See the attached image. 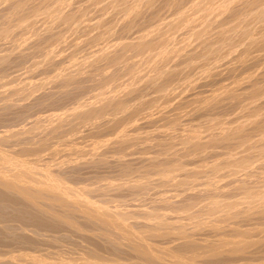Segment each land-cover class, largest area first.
<instances>
[{
  "label": "rangeland",
  "instance_id": "1",
  "mask_svg": "<svg viewBox=\"0 0 264 264\" xmlns=\"http://www.w3.org/2000/svg\"><path fill=\"white\" fill-rule=\"evenodd\" d=\"M139 1L0 0V157L2 161L7 157L3 163L0 158V175L7 179L21 175L20 180H25L22 185L33 188L39 183L36 187L42 190L47 189L46 185L50 189L57 181L54 184L61 188L67 186L65 191L60 189L63 198L68 196L64 202L71 206L68 210L63 207L67 206L64 202H54L57 189V193L49 190V196L48 189V193L42 191L43 200L39 198L35 205L0 186V264H148L147 260L142 262L144 259L137 252L132 254L136 251L134 246H127L130 241L126 245V239L117 230L112 233V228L81 212L92 204L108 220H116L125 230L136 232L144 244H150L151 250L166 259L160 257V262L155 260L157 264H173L170 252L181 254L183 264H264V0ZM193 3L196 9L199 4L205 5L204 14L202 7L197 12ZM133 44L135 48L131 47ZM195 99L200 101L199 105L194 103ZM8 157L18 162H14L16 167ZM73 188L79 189L77 196ZM205 206L213 208L214 214ZM80 207L85 210L80 211ZM107 229L112 234L102 235ZM241 238L245 240L244 246ZM221 239L224 242L220 244ZM225 241H233L239 248L234 249L231 243L234 250L229 245L223 248ZM210 244L223 246L222 251ZM203 248L208 253L212 248L216 252L211 254L218 253L209 256Z\"/></svg>",
  "mask_w": 264,
  "mask_h": 264
},
{
  "label": "bare ground",
  "instance_id": "2",
  "mask_svg": "<svg viewBox=\"0 0 264 264\" xmlns=\"http://www.w3.org/2000/svg\"><path fill=\"white\" fill-rule=\"evenodd\" d=\"M111 1H113V0H111ZM160 1H161V0H160ZM175 1H176V0H175ZM197 1L202 2L203 0H202V1H201V0H197ZM197 1H196V3H197ZM208 1H209V0H208ZM222 1H223V0H221L220 2H222ZM225 1H226V0H225ZM227 1H229V0H227ZM246 1H247V0H246ZM250 1L252 2V0H250ZM253 1H254V0H253ZM257 1H258V0H257ZM259 1H260V0H259ZM259 1H258V2H259ZM35 2H36V1H35ZM100 2H101V1H100ZM133 2H134V1H133ZM139 2H141V0H140ZM139 2H138V4H139ZM162 2H163V1H162ZM164 2H165V1H164ZM181 2H182V1H181ZM204 2H205V0H204ZM210 2H212V1H210ZM218 2H219V1H218ZM1 3H2V2H1ZM19 3H21V2H19ZM19 3H18V4H19ZM41 3H42V2H41ZM48 3H49V2H48ZM131 3H132V2H131ZM134 3H135V2H134ZM224 3H229V2H224ZM230 3H231V2H230ZM245 3H246V2H245ZM263 3H264V2H263ZM14 4H15V3H14ZM50 4H51V3H50ZM108 4H109V3H108ZM193 4H194V8H195L196 5H195V3H193ZM198 4H199V3H198ZM198 4H197V5H198ZM204 4H205V3H204ZM209 4H210V3H209ZM209 4H208L206 7L210 6ZM211 4H212V3H211ZM216 4H218V3H216ZM231 4H232V3H231ZM236 4H238V3H236ZM247 4H248V2H247ZM249 4H250V3H249ZM20 5H22V4H20ZM113 5H114V4H113ZM117 5H118V4H117ZM124 5H125V4H124ZM128 5H129V4H128ZM131 5H132V4H131ZM190 5H192V4H190ZM223 5H224V4H223ZM223 5H219V6H222V7H223ZM226 5H228V4H226ZM251 5H252V4H251ZM10 6H11V5H10ZM13 6H14V5H13ZM30 6H31V5H30ZM41 6H42V4H41ZM43 6H44V5H43ZM50 6H51V5H50ZM122 6H123V5H122ZM143 6H144V5H143ZM199 6L202 7L201 10H203V9H204L203 6H205V5L202 6L201 4H199ZM199 6L197 7V9L199 8ZM256 6H257V4H256ZM262 6H263V5H262ZM16 7H17V6H16ZM32 7H33V6H32ZM112 7H113V6H112ZM127 7H128V6H127ZM206 7H205V8H206ZM210 7H211V6H210ZM222 7H221V8H222ZM225 7H226V6H225ZM258 7H260V6H258ZM258 7H257V8H258ZM9 8H10V7H9ZM52 8H53V7H52ZM176 8H177V7H176ZM183 8H184V7H183ZM187 8H188V7H187ZM194 8H193V10H194ZM214 8H215V7H214ZM219 8H220V7H219ZM245 8H247V7H245ZM13 9H14V7H13ZM22 9H23V8H22ZM34 9H35V8H34ZM102 9H103V7H102ZM113 9H114V8H113ZM121 9H122V8H121ZM134 9H135V8H134ZM197 9L195 8L196 11H197ZM208 9H209V7H208ZM210 9H211V8H210ZM262 9H263V8H262ZM11 10H12V9H11ZM16 10H18V9H16ZM53 10H54V9H53ZM74 10H76V9H74ZM107 10H108V9H107ZM127 10H128V8H127ZM129 10H130V8H129ZM136 10H137V9H136ZM146 10H147V9H146ZM190 10H191V9H190ZM201 10H200V11H201ZM212 10H213V9H212ZM212 10H211V12H212ZM219 10H220V9H219ZM252 10H253V9H252ZM258 10H259V8H258ZM258 10H257V11H258ZM13 11H14V10H13ZM51 11H52V10H51ZM79 11H80V9H79ZM105 11H106V10H105ZM119 11H120V10H119ZM154 11H155V10H154ZM204 11H206V9L203 10V13H202V11L199 12V14H200V13L204 14ZM230 11H231V10H230ZM248 11H249V10H248ZM254 11H255V10H254ZM262 11H263V10H262ZM262 11H261V12H262ZM17 12H18V11H17ZM29 12H30V11H29ZM34 12H35V11H34ZM55 12H56V11H55ZM109 12H110V11H109ZM125 12H127V11H125ZM129 12H132V10H130ZM172 12H173V11H172ZM191 12H192V11H191ZM194 12H195V11H194ZM197 12H198V11H197ZM209 12H210V11H209ZM263 12H264V11H263ZM11 13H12V12H11ZM46 13H47V12H46ZM63 13H64V12H63ZM142 13H143V12H142ZM216 13H217V12H216ZM244 13H245V12H244ZM249 13H250V12H249ZM249 13H248V14H249ZM255 13H256V11H255ZM7 14H8V13H7ZM12 14H13V13H12ZM20 14H21V13H20ZM30 14H31V13H30ZM55 14H56V13H55ZM77 14H78V12H77ZM129 14H130V13H129ZM146 14H147V13H146ZM148 14H149V13H148ZM161 14H162V13H161ZM179 14H181V13L179 12ZM202 14H201V15H202ZM205 14H206V12H205ZM256 14H257V13H256ZM258 14H259V13H258ZM23 15H24V14H23ZM66 15H67V13H66ZM121 15H122V14H121ZM159 15H160V14H159ZM195 15H196V14H195ZM195 15H194V16H195ZM197 15H198V14H197ZM207 15H208V14H207ZM246 15H247V14H246ZM251 15H253V13H252ZM260 15H261V13H260ZM3 16H4V15H3ZM3 16H2V17H3ZM5 16H6V15H5ZM12 16H13V15H12ZM20 16H21V15H20ZM32 16H33V14H32ZM34 16H35V15H34ZM44 16H45V15H44ZM104 16H105V15H104ZM143 16H144V15H143ZM175 16H176V15H175ZM177 16H178V15H177ZM182 16H184V15L181 14V17H182ZM185 16H186V15H185ZM211 16H212V15H211ZM248 16H249V15H248ZM253 16H254V15H253ZM257 16H258V15H256L255 17L257 18ZM8 17H10V15H9ZM39 17H40V16H39ZM51 17H52V16H51ZM117 17H118V16H117ZM146 17H147V16H146ZM170 17H171V16H170ZM187 17H188V16H187ZM187 17H186V18H187ZM192 17H193V16H192ZM244 17H246V16H244ZM18 18H19V17H18ZM37 18H38V17H37ZM61 18H62V17H61ZM105 18H106V17H105ZM108 18H109V17H108ZM114 18H115V17H114ZM122 18H123V17H122ZM179 18H180V17H179ZM216 18H217V17H216ZM238 18H239V17H238ZM240 18H241V17H240ZM258 18H260V17H258ZM10 19H11V17H10ZM29 19H30V18H29ZM123 19H124V18H123ZM175 19H177V18H175ZM183 19H184V18H183ZM191 19H192V18H191ZM263 19H264V18H263ZM263 19H261V20H263ZM106 20H107V18H106ZM121 20H122V19H121ZM132 20H133V19H132ZM156 20H157V19H156ZM170 20H171V19H170ZM179 20H180V19H179ZM198 20H199V19H198ZM204 20H206V19H204ZM207 20H208V19H207ZM209 20H210V19H209ZM29 21H30V20H29ZM69 21H71V20H69ZM76 21H77V20H76ZM102 21H103V20H102ZM137 21H138V20H137ZM176 21H177V20H176ZM215 21H216V20H215ZM256 21H257V20H256ZM259 21H260V20H259ZM21 22H22V21H21ZM47 22H48V21H47ZM47 22H46V23H47ZM64 22H65V21H64ZM96 22H98V21H96ZM147 22H148V21H147ZM166 22H167V21H166ZM223 22H224V21H223ZM225 22H226V21H225ZM229 22H230V21H229ZM242 22H243V21H242ZM3 23H4V22H3ZM16 23H17V21H16ZM101 23H102V22H101ZM158 23H159V22H158ZM230 23H231V22H230ZM239 23H240V22H239ZM247 23H248V22H247ZM59 24H60V23H59ZM127 24H128V22H127ZM135 24H136V23H135ZM142 24H143V23H142ZM150 24H151V23H150ZM195 24H196V23H195ZM202 24H203V23H202ZM232 24H233V23H232ZM234 24H235V23H234ZM258 24H259V23H258ZM260 24H262V23L260 22ZM5 25H6V23H5ZM47 25H48V23H47ZM72 25H73V24H72ZM217 25H218V24H217ZM262 25H264V24H262ZM262 25H261V26H262ZM6 26H7V25H6ZM60 26H61V25H60ZM74 26H75V25H74ZM87 26L89 27V25H87ZM111 26H112V25H111ZM148 26H149V25H148ZM155 26H156V25H155ZM157 26H158V25H157ZM202 26H203V25H202ZM0 27H1V26H0ZM19 27H20V26H19ZM78 27H79V26H78ZM109 27H110V26H109ZM150 27H151V26H150ZM160 27H161V25L159 26V28H160ZM162 27H163V26H162ZM166 27H167V24H166ZM173 27H174V26H173ZM185 27H186V26H185ZM190 27H191V26H190ZM204 27H206V26H204ZM216 27H217V26H216ZM232 27H233V26H232ZM246 27H248V26H246ZM256 27H257V26H256ZM259 27H260V25H259ZM6 28H7V27H6ZM17 28H18V27H17ZM81 28H82V27H81ZM104 28H105V27H104ZM104 28H103V29H104ZM120 28H121V27H120ZM151 28H153V27H151ZM221 28H222V27H221ZM234 28H235V26H234ZM243 28H244V27H243ZM263 28H264V27H263ZM19 29H20V28H19ZM62 29H63V28H62ZM96 29H97V28H96ZM109 29H110V28H109ZM154 29H155V28H154ZM179 29H180V28H179ZM211 29H212V28H211ZM235 29H236V28H235ZM260 29H261V27H260ZM47 30H48V29H47ZM64 30H65V29H64ZM82 30H83V29H82ZM122 30H123V29H122ZM138 30H139V29H138ZM156 30H157V29H156ZM156 30H155V31H156ZM171 30H172V29H171ZM192 30H193V29H192ZM205 30H206V29H205ZM217 30H218V29H217ZM219 30H220V29H219ZM227 30H228V29H227ZM230 30H231V29H230ZM230 30H229V32H230ZM233 30H234V29H233ZM246 30H247V29H246ZM251 30H252V29H250V31H251ZM255 30H256V28H255ZM255 30H252V31H255ZM257 30H258V27H257ZM262 30H263V29H262ZM27 31H28V30H27ZM60 31H61V30H60ZM71 31H72V30H71ZM107 31H108V30H107ZM140 31H141V30H140ZM165 31H166V30H165ZM168 31H169V30H168ZM172 31H173V30H172ZM197 31H199V30H197ZM224 31H225V30H224ZM244 31H245V30H244ZM89 32H90V31H89ZM135 32H136V31H135ZM152 32H153V31H152ZM162 32H163V31H162ZM176 32L178 33V31H176ZM187 32H190V31H187ZM221 32H222V31H221ZM229 32H228V33H229ZM233 32L235 33V31H233ZM239 32H240V31H239ZM239 32H236V33L238 34ZM242 32H243V31H242ZM245 32H246V31H245ZM255 32H257V31H255ZM258 32H259V31H258ZM2 33H3V32H2ZM7 33H8V32H7ZM45 33H46V32H45ZM53 33H54V32H53ZM55 33H56V32H55ZM57 33H58V32H57ZM67 33H68V32H67ZM72 33H73V32H72ZM78 33H79V32H78ZM87 33H88V31H87ZM93 33H94V32H93ZM96 33H97V32H96ZM108 33H109V32H108ZM110 33H111V32H110ZM127 33H128V32H127ZM143 33H144V32H143ZM177 33H176V34H177ZM223 33H224V32H223ZM260 33L262 34V31H261ZM122 34H123V33H122ZM167 34H168V33H167ZM212 34H213V33H212ZM243 34H244V33H243ZM243 34H242V35H243ZM101 35H102V34H101ZM108 35H109V34H108ZM139 35H140V34H139ZM143 35H144V34H143ZM149 35H150V34H149ZM203 35H204V34H203ZM219 35H220V33H219ZM239 35H240V34H239ZM263 35H264V33H263ZM18 36H19V35H18ZM28 36H30V35H28ZM78 36H79V35H78ZM85 36H86V35H85ZM120 36H121V35H120ZM191 36H192V35H191ZM191 36H190V37H191ZM196 36H197V35H196ZM204 36H205V35H204ZM244 36H246V34H245ZM258 36H259V35H258ZM23 37H24V36H23ZM48 37H49V36H48ZM81 37H82V36H81ZM140 37H142V36H140ZM140 37H139V38H140ZM143 37H144V36H143ZM169 37H170V36H169ZM180 37H181V36H180ZM184 37H185V35H184ZM186 37H187V36H186ZM206 37H207V36H206ZM214 37H215V36H214ZM218 37H219V36H218ZM227 37H228V36H227ZM230 37H231V35H230ZM247 37H249V36H247ZM26 38H27V37H26ZM107 38H108V37H107ZM154 38H155V37H154ZM173 38H174V37H173ZM212 38H213V37H212ZM225 38H226V36H225ZM256 38H257V37H256ZM259 38H260V37H259ZM259 38H258V39H259ZM46 39H47V38H46ZM97 39H98V37H97ZM105 39H106V38H105ZM142 39H143V38H142ZM142 39H141V40H142ZM147 39H148V38H147ZM191 39H192V38H191ZM197 39H198V37H197ZM218 39H219V38H218ZM228 39H229V37H228ZM232 39H233V38H232ZM249 39H250V38H249ZM60 40H61V39H60ZM79 40H80V39H79ZM87 40H88V39H87ZM171 40H172V39H171ZM179 40H180V39H179ZM186 40H187V39H186ZM195 40H196V39H195ZM208 40H209V39H208ZM239 40H240V39H239ZM245 40H246V39H245ZM250 40H251V39H250ZM252 40H253V39H252ZM254 40H255V39H254ZM116 41H117V40H116ZM130 41H131V40H130ZM199 41H200V40H199ZM199 41H198V42H199ZM209 41H210V40H209ZM224 41H225V40H224ZM257 41H258V40H257ZM40 42H41V41H40ZM59 42H60V41H59ZM99 42H100V41H99ZM138 42H139V41H138ZM169 42H170V40H169ZM225 42H226V41H225ZM227 42H228V41H227ZM247 42H248V41H247ZM262 42H264V41H262ZM74 43H75V42H74ZM77 43H78V42H77ZM104 43H105V42H104ZM142 43H143V41H142ZM248 43H249V42H248ZM254 43H255V42H254ZM258 43H259V42H258ZM42 44H43V43H42ZM64 44H65V42H64ZM114 44H115V43H114ZM126 44H127V43H126ZM130 44H131V43H130ZM135 44H136V43H135ZM139 44H140V43H139ZM139 44H138V46H139ZM145 44H146V43H145ZM150 44H151V42H150ZM203 44H204V43H203ZM238 44H239V43H238ZM250 44H251V43H250ZM115 45H116V44H115ZM143 45H144V44H143ZM154 45H155V44H154ZM161 45H162V44H161ZM214 45H215V44H214ZM224 45H225V44H224ZM243 45H244V43H243ZM138 46H137V47H138ZM140 46H141V44H140ZM144 46L146 47V45H144ZM202 46H203V45H202ZM58 47H59V46H58ZM61 47H62V46H61ZM112 47H113V46H112ZM124 47H125V46H124ZM131 47H134V44H133V46H131ZM131 47H130V48H131ZM167 47H168V46H167ZM241 47H242V46H241ZM258 47H259V46H258ZM260 47H261V46H260ZM134 48H135V47H134ZM153 48H154V47H153ZM158 48H159V47H158ZM198 48H199V47H198ZM202 48H203V47H202ZM222 48H223V47H222ZM242 48H243V47H242ZM247 48H248V47H247ZM39 49H40V48H39ZM47 49H48V48H47ZM66 49H67V48H66ZM87 49H88V48H87ZM116 49H117V48H116ZM164 49H165V48H164ZM215 49H216V48H215ZM226 49H227V47H226ZM239 49H240V48H239ZM243 49H244V48H243ZM45 50H46V49H45ZM118 50H119V49H118ZM131 50H132V48H131ZM142 50H143V49H142ZM149 50H150V49H149ZM159 50H160V49H159ZM237 50H238V49H237ZM244 50H245V49H244ZM250 50H251V49H250ZM60 51H61V50H60ZM92 51H93V50H92ZM157 51H158V49H157ZM209 51H210V50H209ZM209 51H208V53H209ZM65 52H66V51H65ZM93 52H94V51H93ZM206 52H207V51H206ZM214 52H215V51H214ZM219 52H220V51H219ZM37 53H38V52H37ZM109 53H110V52H109ZM123 53H124V52H123ZM163 53H164V50H163ZM163 53H162V54H163ZM195 53H196V52H195ZM228 53H229V52H228ZM241 53H242V52H241ZM141 54H142V53H141ZM146 54H147V53H146ZM180 54H181V53H180ZM235 54H236V52H235ZM60 55H61V52H60ZM94 55H95V54H94ZM103 55H104V54H103ZM169 55H170V54H169ZM207 55H208V54H207ZM230 55H231V54H230ZM233 55H234V54H233ZM57 56H58V55H57ZM89 56H90V55H89ZM96 56H98V55H96ZM131 56H132V55H131ZM146 56H147V55H146ZM158 56H159V55H158ZM175 56H176V55H175ZM178 56H179V55H178ZM213 56H214V55H213ZM228 56H229V55H228ZM235 56H236V55H235ZM87 57H88V56H87ZM109 57H110V56H109ZM114 57H115V56H114ZM139 57H140V56H139ZM164 57H165V54H164ZM167 57H168V56H167ZM180 57H181V56H180ZM194 57H195V56H194ZM209 57H210V56H209ZM232 57H233V56H232ZM259 57H260V55H259ZM82 58H83V57H82ZM88 58H89V57H88ZM203 58H204V57H203ZM206 58H207V56H206ZM240 58L243 59V57H240ZM240 58H239V59H240ZM245 58H246V57H245ZM141 59H143V58L141 57ZM175 59H176V58H175ZM194 59H195V58H194ZM198 59H199V58H198ZM262 59H263V58H262ZM89 60H90V59H89ZM133 60H134V59H133ZM146 60H147V59H146ZM150 60H151V59H150ZM205 60H206V59H205ZM243 60H244V59H243ZM258 60H259V59H258ZM56 61H57V60H56ZM103 61H104V60H103ZM152 61H153V60H152ZM158 61H159V60H158ZM170 61H171V60H170ZM173 61H174V60H173ZM246 61H247V60H246ZM83 62H84V61H83ZM124 62H125V61H124ZM140 62H141V61H140ZM218 62H219V61H218ZM239 62H240V60H239ZM91 63H92V62H91ZM135 63H136V62H135ZM146 63H147V62H146ZM153 63H154V62H153ZM159 63H160V62H159ZM171 63H172V62H171ZM202 63H203V62H202ZM209 63H210V62H209ZM236 63H237V62H236ZM256 63H257V62H256ZM86 64H87V63H86ZM99 64H100V63H99ZM103 64H104V63H103ZM140 64H141V63H140ZM163 64H164V63H163ZM194 64H195V63H194ZM206 64H207V63H206ZM238 64H240V63H238ZM259 64H260V63H259ZM56 66H57V65H56ZM97 66H98V65H97ZM158 66H159V65H158ZM214 66H215V65H214ZM126 67H127V66H126ZM153 67H154V66H153ZM197 67H198V66H197ZM235 67H236V66H235ZM72 68H73V67H72ZM109 68H110V67H109ZM178 68H179V67H178ZM61 69H62V68H61ZM120 69H121V68H120ZM120 69H119V70H120ZM144 69H145V68H144ZM170 69H171V68H170ZM184 69H185V68H184ZM142 70H143V69H142ZM179 70L181 71V69H179ZM190 70H191V69H190ZM231 70H232V69H231ZM231 70H230V71H231ZM60 71H61V70H60ZM60 71H59V72H60ZM63 71H64V70H63ZM95 71H96V70H95ZM138 71H139V70H138ZM160 71H161V70H160ZM228 71H229V68H228ZM65 72H66V71H65ZM67 72H68V71H67ZM69 72H70V71H69ZM101 72H102V71H101ZM108 72H109V71H108ZM114 72H115V71H114ZM80 73H81V72H80ZM102 73H103V72H102ZM102 73H101V74H102ZM104 73H105V72H104ZM151 73H152V72H151ZM170 73H171V72H170ZM239 73H240V72H239ZM66 74H67V73H66ZM69 74H71V73H69ZM69 74H68L66 77H68ZM98 74H99V73H98ZM107 74H109V73H107ZM136 74H137V73H136ZM62 75H63V73H62ZM74 75H75V74H74ZM93 75H94V74H93ZM109 75H110V74H109ZM151 75H153V74H151ZM253 75H254V74H253ZM63 76H64L63 78H65V75H63ZM113 76H114V75H113ZM144 76H145V75H144ZM187 76H188V75H187ZM233 76H234V75H233ZM74 77H76V76H74ZM74 77L72 76V78H74ZM78 77H79V75H78ZM90 77H91V76H90ZM123 77H124V76H123ZM63 78H62V81H63ZM70 78H71V77H70ZM81 78H82V77H81ZM160 78H161V76H160ZM175 78H176V77H175ZM240 78H241V77H240ZM259 78H260V77H259ZM117 79H118V78H117ZM126 79H127V78H126ZM153 79H154V78H153ZM157 79H158V78H157ZM226 79H227V78H226ZM64 80H65V79H64ZM85 80H86V79H85ZM185 80H186V78H185ZM237 80H238V79H237ZM68 81H69V79H68ZM72 81H73V80H72ZM187 82H188V81H187ZM234 82H235V80H234ZM262 82H263V81H262ZM65 83H66V82H65ZM74 83H75V82H74ZM77 83H78V82H77ZM86 83H87V82H86ZM86 83H85V84H86ZM126 83H128V81H127ZM126 83H125V84H126ZM150 83H151V82H150ZM239 83H240V82H239ZM235 84H236V82H235ZM235 84H234V86H236ZM257 84H258V83H257ZM10 85H11V84H10ZM128 85H129V84H128ZM166 85H167V84H166ZM251 85H252V84H251ZM131 86H132V85H131ZM154 86H155V84H154ZM174 86H175V85H174ZM186 86H187V85H186ZM229 86H230V85H229ZM229 86H228V87H229ZM257 86H258V85H257ZM257 86H255V87H257ZM214 87H215V86H214ZM223 87H224V86H223ZM252 87H253V85H252ZM11 88H12V87H11ZM24 88H25V87H24ZM105 88H106V87H105ZM105 88H104V89H105ZM130 88H131V87H130ZM130 88H128V89H130ZM224 88H225V87H224ZM226 88H227V87H226ZM234 88H235V87H234ZM253 88H254V87H253ZM253 88H252V89H253ZM257 88H258V87H257ZM260 88H261V87L259 86V89H258V90L261 91ZM26 89H27V88H26ZM154 89H155V88H154ZM163 89H164V88H163ZM188 89H189V88H188ZM248 89H249V88H248ZM252 89H251V90H252ZM130 90H131V89H130ZM157 90H158V89H157ZM218 90H219V89H218ZM220 90H221V89H220ZM225 90H226V89H225ZM236 90H237V89H236ZM245 90H246V89H245ZM256 90H257V89H256ZM258 90H257V91H258ZM108 91H109V90H108ZM121 91H122V90H121ZM226 91H227V90H226ZM228 91H229V90H228ZM248 91H249V90H248ZM117 92H118V91H117ZM122 92H123V91H122ZM154 92H155V91H154ZM161 92H162V90H161ZM218 92H219V91H218ZM232 92H233V91H232ZM235 92H236V91H235ZM250 92H251V91H250ZM261 92H262V91H261ZM163 93H164V91H163ZM179 93H180V92H179ZM215 93H216V92H215ZM226 93H227V92H226ZM229 93H230V92H229ZM259 93H260V92H259ZM18 94H19V92H18ZM217 94H218V93H217ZM237 94H238V93H237ZM237 94H236V95H237ZM246 94H249V95H250L251 93H246ZM253 94H254V93H253ZM113 95H114V93H113ZM163 95H165V94H163ZM219 95H220V93H219ZM230 95H231V93H230ZM236 95H235V93H234V96H236ZM251 95H252V94H251ZM259 95H260V94H259ZM259 95H258V96H259ZM7 96H8V95H7ZM161 96H162V95H160V97H161ZM234 96H233V98H234ZM238 96H240V95H237V98H239ZM98 97L100 98L99 95H98ZM217 97H219V96H217ZM217 97H215V98H217ZM224 97H225V96H224ZM240 97H241V96H240ZM248 97H249V96H248ZM161 98H163V97H161ZM213 98H214V97H213ZM225 98H226V97H225ZM231 98H232V97H231ZM233 98H232V99H233ZM235 98H236V97H235ZM100 99H101V98H100ZM100 99H99V100L96 99V101H100ZM198 99H199V98H198ZM109 100H110V98H109ZM123 100H124V99H123ZM195 100H196V99H195ZM195 100H194V101H195ZM199 100L201 101V99H199ZM159 101H160V100H159ZM200 101H199V103H200ZM230 101H231V100H230ZM230 101H229V102H230ZM243 101H245V100H243ZM104 102H105V100H104ZM107 102H109V101H106V103H107ZM164 102H165V101H164ZM196 102H197V100H196L194 103L196 104ZM155 103H156V102H155ZM155 103H154V104H155ZM199 103L197 102L198 105H199ZM100 104H101V103H100ZM154 104H153V106H154ZM251 104L253 105V103H251ZM101 105H102V104H101ZM117 105H118V104H117ZM149 105H150V104H149ZM156 105L158 106V104H156ZM156 105H155V106H156ZM159 105H160V104H159ZM161 105H162V104H161ZM200 105H201V104H200ZM203 105H204V104H203ZM230 105H231V104H230ZM237 105H238V104H237ZM243 105H244V104H243ZM248 105H249V104H248ZM248 105H247V106H248ZM119 106H120V105H119ZM150 106H151V105H150ZM195 106H196V105H195ZM235 106H236V105H235ZM257 106H258V105H257ZM117 107H118V106H117ZM121 107H122V106H121ZM135 107H136V106H135ZM140 107H142V106H140ZM209 107H210V106H209ZM86 108H87V107H86ZM93 108H94V107H93ZM112 108H113V107H112ZM122 108H123V107H122ZM157 108H158V107H157ZM247 108H248V107H247ZM83 109H84V108H83ZM141 109H143V107H142ZM159 109H161V108H159ZM88 110H89V109H88ZM104 110H105V109H104ZM143 110H144V109H143ZM193 110H194V109H193ZM210 110H211V109H210ZM250 110H251V109H250ZM84 111H85V110H84ZM119 111H120V109H119ZM122 111H124V110H122ZM122 111H121V112H122ZM161 111H162V110H161ZM161 111H160V112H161ZM82 112H83V111H82ZM85 112H86V111H85ZM88 112H89V111H88ZM96 112H97V111H96ZM109 112H110V111H108V113H109ZM133 112H134V111H133ZM80 113H81V112H80ZM119 113H120V112H119ZM161 113H162V112H161ZM100 114H101V113H100ZM144 114H145V113H144ZM167 114H168V112H167ZM70 115H71V114H70ZM73 115H74V113H73ZM146 115H147V114H146ZM98 116H99V115H98ZM162 116H163V115H162ZM162 116H161V118H162ZM211 116H212V115H211ZM71 117H72V116H71ZM93 117H94V116H93ZM95 117H97V116H95ZM253 117H254V115H253ZM65 118H66V117H65ZM72 118H73V117H72ZM72 118H71V119H72ZM99 118H101V117H99ZM119 118H120V117H119ZM74 119H75V118H74ZM95 119H96V118H95ZM124 119H125V118H124ZM124 119H123V120H124ZM127 119H128V118H127ZM96 120H98V119H96ZM101 120H102V119H101ZM117 120H119V119H117ZM166 120H167V119H166ZM85 121H86V120H85ZM251 121H252V120H251ZM63 122H64V121H63ZM83 122H84V121H83ZM170 122H171V121H170ZM214 122H215V121H214ZM256 123H257V122H256ZM91 124H92V123H91ZM114 125H115V123H114ZM207 125H208V124H207ZM219 125H220V124H219ZM261 125H262V124H261ZM92 126H94V125H92ZM119 126H120V125H119ZM203 126H204V125H203ZM253 126H254V125H253ZM258 126H259V125H258ZM221 127H222V126H221ZM224 127H227V126L224 125ZM94 128H95V127H94ZM209 128H210V126H209ZM218 128H219V127H218ZM260 128H261V127H260ZM70 129H71V128H70ZM125 129H126V128H125ZM226 129H227V128H226ZM228 129H229V131H231L230 128H228ZM228 129H227V130H228ZM242 129H243V128H242ZM261 129H262V128H261ZM93 130H94V129H93ZM95 130H96V129H95ZM118 130H119V129H118ZM259 130H260V129H259ZM243 131H244V130H243ZM260 131H261V130H260ZM262 131H263V130H262ZM120 132H121V131H119V133H120ZM223 132H225V131H223ZM223 132H222V133H223ZM227 132H228V131H227ZM236 132H237V130H236ZM239 132H240V131H239ZM247 132H248V131H247ZM124 133H125V131H124ZM229 133H230V132H229ZM229 133H228V134H229ZM231 133H232V131H231ZM195 134H196V133H195ZM226 134H227V133H226ZM233 134H235V133H233ZM238 134H239V133H238ZM248 134H249V133H248ZM263 134H264V133H263ZM119 135H120V134H119ZM122 135H123V133H122ZM124 135H125V134H124ZM140 135H141V134H140ZM204 135H205V134H204ZM230 135H231V134H230ZM127 136H128V135H127ZM137 136H138V135H137ZM222 136H223V135H222ZM253 136H254V135H253ZM263 136H264V135H263ZM124 137H125V136H124ZM152 137H153V136H152ZM237 137H238V136H237ZM113 138H114V137H113ZM120 138H121V136H120ZM129 138H130V137H129ZM240 138H241V137H240ZM247 138H248V137H247ZM185 139H186V138H185ZM233 139H234V138H233ZM238 139H239V137H238ZM263 139H264V138H263ZM123 140H124V139H123ZM126 140H128V137H127ZM129 140H130V139H129ZM131 140H132V139H131ZM222 140H223V139H222ZM224 140H226V137H225ZM239 140H240V139H239ZM253 140H254V139H253ZM253 140H252V141H253ZM115 141H117V140H115ZM115 141H113V142L115 143ZM118 141H120V140H118ZM187 141H188V140H187ZM192 141H193V140H192ZM220 141H221V140H220ZM228 141H229V140H228ZM237 141H238V140H237ZM237 141H236V142H237ZM244 141H245V140H244ZM122 142H123V141H122ZM183 142H184V141H183ZM213 142H214V141H213ZM239 142H240V141H239ZM242 142H243V141H242ZM242 142H241V143H242ZM256 143H257V142H256ZM118 144H121V143H116L115 145L119 146ZM131 144H132V143H131ZM254 144H255V143H254ZM257 144H258V143H257ZM121 145H122V144H121ZM124 145H125V144H124ZM183 145L185 146V142H184ZM187 145H188V143H187ZM195 145H196V143H195ZM243 145H244V144H243ZM199 146H200V145H199ZM189 147H191V146H189ZM234 147H235V146H234ZM113 148H114V147H113ZM118 148H119V147H118ZM187 148H188V147H187ZM204 148H205V147L203 146V149H204ZM231 148H232V147H231ZM246 148H247V147H246ZM250 148H251V147H250ZM260 148H261V147H260ZM53 149L55 150L56 148L54 147ZM234 149H235V148H234ZM236 149H237V148H236ZM256 149H257V148H256ZM117 150H118V149H117ZM197 150H198V149H197ZM197 150H196V151H197ZM198 151H199V150H198ZM201 151H202V150H201ZM254 151H255V150H254ZM1 152H2V151H1ZM3 152H4V151H3ZM22 152H23V151H22ZM199 152H200V151H199ZM247 152H248V151H247ZM203 153H204V152H203ZM229 153H230V152H229ZM233 153H234V152H233ZM3 154H4V153H3ZM3 154H2V155H3ZM5 154H6V153H5ZM5 154H4V155H5ZM118 154H119V152H118ZM8 155H9V154H8ZM8 155H7V156H8ZM170 155H171V154H170ZM193 155H194V154H193ZM197 155H198V154H197ZM216 155H217V154H216ZM219 155H220V154H219ZM245 155H246V153H245ZM9 156H10V155H9ZM182 156H183V155H182ZM222 156H223V155H222ZM248 156H249V155H248ZM263 156H264V155H263ZM5 157H6V156H4V159L7 160V157H6V158H5ZM171 157H172V156H171ZM218 157H219V156H218ZM0 158H1V157H0ZM8 158H9V157H8ZM13 158H14V157H13ZM172 158H173V157H172ZM189 158H190V157H189ZM202 158H203V157H202ZM228 158H229V157H228ZM4 159H3V161H5ZM11 159H12V158H11ZM11 159L9 158V160H11ZM16 159H17V158H16ZM170 159H171V158H170ZM229 159H230V158H229ZM244 159H245V158H244ZM262 159H263V158H262ZM151 160H152V159H151ZM218 160H220V159H218ZM218 160H217V161H218ZM1 161H2V158H1ZM3 161H2V163H3ZM11 161H13V160H11ZM11 161H6V162H9V163H10ZM169 161H170V160H169ZM227 161H228V160H227ZM259 161H260V160H259ZM6 162H4V163H6ZM14 162L18 163L17 161H13V163H14ZM20 162H21V161H20ZM9 163H8V164H9ZM13 163L11 162V165H12ZM23 163H26V162L23 161ZM150 163H151V162H150ZM169 163H170V162H169ZM172 163H173V162H172ZM257 163H258V162H257ZM19 164H20V163H19ZM28 164H29V163H28ZM158 164H159V163H158ZM177 164H178V163H177ZM228 164H229V163H228ZM263 164H264V163H263ZM0 165L2 166L3 164H0ZM6 165H7V163H6ZM13 165H15V163H14ZM16 165H17V164H16ZM16 165H15V167H16ZM20 165H21V164H20ZM244 165H245V164H244ZM7 166H8V165H7ZM7 166H6V167H7ZM9 166H10V164H9ZM25 166H26V165H25ZM29 166H31V165H29ZM29 166H28V167H29ZM179 166H180V164H179ZM226 166H227V164H226ZM233 166H235V164H234ZM254 166H255V165H254ZM256 166H257V165H256ZM28 167L26 166V168H28ZM32 167H33V166H32ZM35 167H36V166H35ZM35 167H34V169H35ZM237 167H238V166H237ZM2 168H3V167H2ZM8 168H11V167H8ZM18 168H19V167H18ZM176 168H177V167H176ZM214 168H215V167H214ZM232 168H233V167H232ZM260 168H261V167H260ZM4 169H5V168H4ZM20 169H21V168H20ZM177 169H178V168H177ZM227 169H228V168H227ZM237 169H238V168H237ZM237 169H236V171H237ZM0 170H1V169H0ZM5 170H6V169H5ZM14 170H16V169H14ZM17 170H18V169H17ZM233 170H234V169H233ZM233 170H232V171H233ZM240 170H241V169H240ZM7 171H8V170H7ZM22 171H24V170H22ZM30 171H31V170H30ZM32 171H33V170H32ZM162 171H163V170H162ZM180 171H181V170H180ZM238 171H239V170H238ZM245 171H246V170H245ZM245 171H243V172H245ZM252 171H253V170H252ZM252 171H251V172H252ZM3 172H5V171H3ZM8 172H9V173H12L13 175L16 174V173H13V172H10V171H8ZM16 172H17V171H16ZM26 172H27V171H26ZM34 172H35V174H36L37 171L35 170ZM44 172H45V170H44ZM44 172H43V174H44ZM210 172H211V171H210ZM239 172H240V171H239ZM21 173H22V172H21ZM39 173H41V172H39ZM168 173H169V172H168ZM181 173H182V172H181ZM211 173H213V172H211ZM211 173H210V174H211ZM223 173H224V172H223ZM257 173H258V172H257ZM260 173H261V172H260ZM1 174H3V173H1ZM19 174H20V173H19ZM31 174H32V173H31ZM46 174H47V173H46ZM146 174H147V173H146ZM188 174H189V173H188ZM193 174H195V173H193ZM214 174H215V173H214ZM216 174H217V173H216ZM234 174H235V173H234ZM255 174H256V173H255ZM3 175H4V174H3ZM3 175H2V176L0 175V186H1V188L5 189V190H7V191H10V192H14V193H16V194L22 196V197H23L26 201H28V203H30V204H35V203L37 202V200H38L39 198L42 197V196H41L42 191L47 192V191H46L47 189H48V192H49L48 196L51 194L50 191H51V192L54 191V192H56V193H57V191H58L57 198L54 199V202H58L59 204L62 203V202H64V200H63L64 198L67 199L66 197H68L67 195L65 196V194H64L65 197L63 198V194H61V193H63V191H62L61 189H63L64 187L67 188V186H65V185L63 184L64 186H63V188H61V186H60L59 184H54V183H57L56 179H55L56 182L53 183L54 185L52 184V185L49 186L50 189L47 187L46 184H44V185H46V187L44 186V188H45V189L47 188V189H46V190H42L41 187H36L39 183H38L37 185L34 184V182H35V181L37 182V180L32 179L34 182H33V181H32L33 183L30 182L31 184H34V186H35V187L32 188V187L24 186L25 184L22 185V184L25 182V180L23 179L24 182L22 183L23 180H20V178L22 177L21 175H19V176H21V177H19V176H14V177H13V175H12L13 179H10V178L7 179V178H6L5 176H3ZM9 175H10V174H9ZM24 175H25V174H24ZM51 175H53V174H51ZM160 175H161V174H160ZM167 175H168V174H167ZM10 176H11V175H10ZM33 176H34V175H33ZM33 176H32V177H33ZM36 176H37V174H36ZM47 176H49V175H47ZM171 176H172V175H171ZM195 176H196V175H195ZM29 177H30V175H29ZM42 177H43V176H42ZM45 177H46V175H45ZM55 177H56V176H55ZM191 177H192V176H191ZM226 177H227V176H226ZM33 178H35V177H33ZM46 178H47V177H46ZM50 178H51V177H50ZM57 178H58V177H57ZM171 178H172V177H171ZM215 178H216V177H215ZM217 178H218V177H217ZM232 178H233V177H232ZM250 178H251V177H250ZM260 178H261V177H260ZM35 179H37V178H35ZM38 179H39V178H38ZM52 179H54V178L52 177ZM243 179H244V178H243ZM248 179H249V178H248ZM258 179H259V178H258ZM19 180H20V181H19ZM47 180H48V179H47ZM49 180H50V179H49ZM49 180H48V181H49ZM166 180H167V179H166ZM195 180H196V179H195ZM195 180H194V182H195ZM41 181H42V180L40 179V182H41ZM58 181H59V180H58ZM145 181H146V180H145ZM174 181H175V180H173V182H174ZM176 181H177V180H176ZM191 181H192V180H191ZM248 181H249V180H248ZM20 182H21V183H20ZM50 182H51V181H50ZM50 182H48V184H49ZM52 182H53V181H52ZM140 182H141V181H140ZM182 182H183V181H182ZM182 182H181V183H182ZM242 182H243V181H242ZM245 182H246V181H245ZM249 182H250V181H249ZM26 183H27V181H26ZM28 183H29V181H28ZM30 183H29V184H30ZM43 183H45V182H43ZM71 183H72V182H71ZM76 183H77V182H76ZM177 183H178V182H177ZM203 183H204V182H203ZM219 183H220V182H219ZM253 183H254V182H253ZM50 184H51V183H50ZM61 184H62V182H61ZM167 184H168V183H167ZM245 184H246V183H245ZM250 184H252V183H250ZM27 185H28V184H27ZM40 185H42V182H41ZM57 185H58L59 189L61 188L60 190H58ZM181 185H182V184H181ZM186 185H187V184H186ZM194 185H195V183H194ZM243 185H244V183H243ZM257 185H258V184H257ZM141 186H142V185H141ZM197 186H198V185H197ZM233 186H234V185H233ZM250 186H251V185H250ZM184 187H185V186H184ZM241 187H242V186H241ZM44 188H43V189H44ZM140 188H141V187H140ZM140 188H139V189H140ZM149 188H150V187H149ZM178 188H179V187H178ZM56 189H57V191H56ZM68 189H70V188H68ZM73 189H74V188H73ZM73 189H71V191H72ZM224 189H225V188H224ZM242 189H243V188H242ZM5 190H4V191H5ZM49 190H50V191H49ZM63 190L65 191V189H63ZM74 190H75V189H74ZM74 190H73V191H74ZM67 191H68V190H67ZM67 191H66V192H67ZM75 191H76V190H75ZM140 191H141V190H140ZM44 192H43V193H44ZM48 192H47V193H48ZM59 192H60L61 195L59 194ZM77 192H79V189H78V191L75 192V193H76V196H77V194H78ZM203 192H204V191H203ZM256 192H257V191H256ZM64 193H65V192H64ZM68 193L71 194L72 192H71V193L68 192ZM68 193H67V194H68ZM80 193H81V190H80ZM80 193H79V194H80ZM205 193H206V192H205ZM246 193H247V192H246ZM12 194H13V193H12ZM69 194H68V195H69ZM199 194H200V193H199ZM231 194H232V193H231ZM259 194H260V192H259ZM71 195H72V194H71ZM81 195H83V194H81ZM85 195H86V194H85ZM214 195H215V194H214ZM7 196H8V195H7ZM7 196H6V197H7ZM51 196H52V195H51ZM54 196H55V195H54ZM203 196H204V195H203ZM210 196H213V195H210ZM235 196H236V195H235ZM238 196H239V195H238ZM250 196H251V195H249V197H250ZM257 196H258V195H257ZM259 196L261 197L262 195H259ZM0 197H1V196H0ZM2 197H3V196H2ZM15 197H16V196H15ZM215 197H216V196H215ZM249 197H247V198L249 199ZM255 197H256V195H255ZM263 197H264V196H262V200H263ZM13 198H14V197H13ZM13 198H12V199H13ZM52 198H53V196H52ZM70 198H71V197H70ZM73 198H74V197H73ZM77 198H78V197H77ZM77 198H76V199H77ZM219 198H220V197H219ZM243 198H244V197H243ZM252 198H253V197H252ZM258 198H259V197H258ZM8 199H9V198H8ZM85 199H87V198H85ZM232 199H233V198H232ZM238 199H239V201H240V198H238ZM254 199H255V198H254ZM42 200H43V197H42ZM193 200H194V199H193ZM222 200H223V199H222ZM243 200H244V199H243ZM245 200H246V199H245ZM249 200H252V199H249ZM69 201H70V200H69ZM74 201H75V200H74ZM79 201H80V200H79ZM79 201H78V202H79ZM86 201H87V200H86ZM213 201H214V200H213ZM215 201H217V200H215ZM225 201H226V200H225ZM253 201H254V200H253ZM253 201H249V202H253ZM0 202H1V201H0ZM19 202H21V201H19ZM43 202H44V201H43ZM45 202H46V201H45ZM67 202H68V201H67ZM67 202H64V203L67 205ZM78 202H77V203H78ZM206 202H207V201H206ZM208 202H209V201H208ZM220 202H221V201H220ZM230 202H231V201H230ZM236 202H237V201H236ZM240 202L242 203V201H240ZM249 202H247V203L249 204ZM256 202H257V198H256ZM262 202H264V200H263ZM50 203H51V202H50ZM69 203H70V202H68V205H70ZM71 203H73L72 200H71ZM82 203H83V202H82ZM85 203H87V202H85ZM85 203H84V204H85ZM227 203H228V202H227ZM238 203H239V202H237V204H238ZM253 203H254V202H253ZM258 203H259V202H257V204H258ZM39 204H40V203H39ZM62 204H63V203H62ZM84 204H83V205H84ZM87 204H88V203H87ZM87 204H85L84 206H86ZM91 204H92V203H91ZM94 204H95V203H94ZM197 204H198V203H196V205H197ZM211 204H212V203H211ZM223 204H224V203H223ZM223 204L221 203V205H223ZM225 204H226V203H225ZM225 204H224V205H225ZM251 204H252V203H251ZM251 204H250V205H251ZM35 205H38V204H35ZM40 205H41V204H40ZM68 205H67V206L63 205V207H67V209H68L69 207L71 208V206L68 207ZM81 205H82V204H81ZM88 205H89V204H88ZM88 205H87V206H88ZM213 205H214V204H212V206H213ZM228 205H231V204H228ZM241 205H242V204H241ZM250 205H249V206H250ZM254 205H255V204H254ZM258 205H260V204H258ZM0 206H2V205H0ZM51 206H53V205L51 204ZM73 206H74V203H73ZM75 206L78 207L79 205L76 204ZM90 206H91V208L89 209L88 207H90ZM94 206H95V205L92 204V205H89L88 207H85V208H88V209H86L87 211H81V209L84 208V207H82V208L80 207V211L83 212V213L86 212V214H88V217H92V216H93V217L97 220L98 223H99V222H100V224L102 223V225L109 227V229L112 228V233H113V230H117V233L119 232L120 236H122L123 238L126 239V240H124V241H126V245H127V241H130V244L127 245V246H129V247H130V245H131V247L134 246V247H133V250L135 249L136 251H132V254H134V252H137L136 254H139V257L141 256V257L145 260V261L143 260L142 262H146V260H147V263H148V264H149V261H150V264H152V263L157 264V263L155 262V260H159L160 257L163 258V256H160V255H161V254L159 253L160 250H157V251H158L157 253H159L160 255H159V254H156V252L153 251L154 249L151 250V248H149V247H151V246H149L150 244H149V245H148V243H147V245H146V243L144 244L143 241L140 240L141 237L139 238V235H138V236L135 235V234H137L136 232H135V233H132V230H129V229H128L129 231H127V229L125 230V229L123 228V226H122L120 223H118L116 220H115V221H114V220H108V219H110V218H108V217L105 218V217H106L105 214H102V213L99 211V209H98L97 207H94ZM96 206H97V205H96ZM98 206H99V205H98ZM209 206H211V205L209 204ZM226 206H227V205H225V207H226ZM242 206H246V205L244 204V205H242ZM251 206H253V205H251ZM251 206H250V207H251ZM260 206H262V204H261ZM260 206H258V207L260 208ZM77 207H76V208H77ZM205 207L208 209L207 206H205ZM218 207H220V205H219ZM246 207H247V206H246ZM76 208H75V209H76ZM102 208H103V207H102ZM210 208H211V207H210ZM210 208H209V209H210ZM213 208H214V206H213ZM213 208H212V209H213ZM215 208H216V207H215ZM215 208H214V209H215ZM222 208H224V207H222ZM222 208H221V209H222ZM231 208H232V207H231ZM247 208H248V207H247ZM252 208H254V207H252ZM17 209H18V208H17ZM73 209H74V208H73ZM78 209H79V208H78ZM100 209H101V208H100ZM209 209H208V210H209ZM212 209H210V210H212ZM217 209H219V208H217ZM225 209H226V208H225ZM65 210H66V209H65ZM68 210H69V209H68ZM82 210H85V209H82ZM202 210H203V209H202ZM226 210H227V209H226ZM228 210H230V209H228ZM23 211H24V210H23ZM33 211H34V209H33ZM71 211H74V210L71 209ZM77 211L79 212V210H76L75 212H77ZM105 211H106V210H105ZM213 211H214V210H212V214H214ZM217 211H218V212H217ZM217 211H216L217 213H221V212H219V210H217ZM221 211H225V210H221ZM67 212H68V211H67ZM67 212H66V213H67ZM69 212H70V211H69ZM102 212H104V210H103ZM106 212H107V211H106ZM199 212H200V211H199ZM207 212H208V211H207ZM47 213H48V212H47ZM49 213H51V212H49ZM55 213H56V212H55ZM58 213H59V212H58ZM83 213H82V214H83ZM104 213H105V212H104ZM196 213H197V212H196ZM209 213H210V211H209ZM209 213H207V214H209ZM217 213H216V214H217ZM227 213H230V212H226V214H227ZM40 214L42 215V213H40ZM64 214H65V213H64ZM67 214H68V213H67ZM82 214H81V215H82ZM84 214H85V213H84ZM59 215H60V214H59ZM90 215H91V216H90ZM109 215H110V214H109ZM111 215H113V214L111 213ZM116 215H117V214H116ZM119 215H120V214H119ZM150 215H151V214H150ZM209 215H210V214H209ZM217 215H218V214H217ZM217 215H216V216H217ZM221 215H222V214H221ZM30 216H31V215H30ZM38 216H39V215H38ZM77 216H78V215H77ZM86 216H87V215H86ZM104 216H105V217H104ZM114 216H115V215H114ZM199 216H201V215H199ZM204 216H205V215H204ZM219 216H220V214H219ZM222 216H223V215H222ZM45 217H47V216H45ZM50 217H51V216H50ZM62 217H63V216H62ZM67 217H68V215H67ZM69 217H70V216H69ZM109 217H110V216H109ZM116 217H117V216H116ZM120 217H122V216H120ZM214 217H215V215H214ZM214 217H213V218H214ZM48 218H49V216H48ZM52 218H54V217H52ZM58 218H59V217H58ZM81 218H82V217H81ZM111 218H112V217H111ZM114 218H115V217H114ZM156 218H157V217H156ZM196 218H197V217H196ZM210 218L212 219V217H210ZM210 218H209V219H210ZM224 218H225V217H224ZM227 218H230V217H227ZM41 219H42V218H41ZM41 219H40V220H41ZM55 219H56V218H55ZM68 219H70V218H68ZM86 219H87V218H86ZM90 219H92V218H90ZM95 219H93V220H95ZM112 219H113V218H112ZM118 219H119V217H118ZM154 219H155V218H154ZM37 220H38V219H37ZM49 220H50V219H49ZM52 220H54V219H52ZM83 220H84V219H83ZM96 220H95V221H96ZM123 220H124V219H123ZM196 220H197V219H196ZM201 220H202V219H201ZM217 220L219 221V219H217ZM225 220H226V218H225ZM58 221H59V220H58ZM66 221H67V220H66ZM68 221H69V220H68ZM70 221H72V220H70ZM73 221H74V220H73ZM76 221H77V220H76ZM78 221H79V220H78ZM91 221H92V220H91ZM118 221L120 222L121 220L119 219ZM148 221H149V220H148ZM154 221H156V220H154ZM84 222H85V221H84ZM87 222H88V221H87ZM93 222H94V221H93ZM121 222H122V221H121ZM200 222H201V221H200ZM209 222H210V221H209ZM236 222H237V221H236ZM33 223H34V222H33ZM75 223H76V222H74V224H75ZM126 223H127V222H126ZM30 224H31V223H30ZM45 224H46V223H45ZM89 224H90V223H89ZM93 224H95V222H94ZM124 224H125V223H124ZM127 224H128V223H127ZM157 224H158V223H156V225H157ZM215 224H216V223H215ZM231 224H232V223H231ZM236 224H237V223H236ZM25 225H26V224H25ZM75 225H76V224H75ZM77 225H78V224H77ZM77 225H76V226H77ZM96 225L99 226L97 223H96ZM102 225H101V229H102ZM181 225H182V224H181ZM179 226H180V225H179ZM183 226H184V225H183ZM107 227H106V228H107ZM127 227H128V226H127ZM261 227H262V226H261ZM29 228H30V227H29ZM75 228H76V227H75ZM128 228H130V227H128ZM153 228H154V227H153ZM164 228H165V227H164ZM167 228H168V227H167ZM179 228H180V227H179ZM234 228H235V227H234ZM39 229H40V228H39ZM83 229H84V228H83ZM83 229H82V230H83ZM99 229H100V228H99ZM130 229H131V228H130ZM161 229H162V227H161ZM175 229H176V227H175ZM180 229H181V228H180ZM180 229H179V230H180ZM182 229H183V228H182ZM182 229H181V230H182ZM20 230H21V229H20ZM30 230H31V229H30ZM76 230H77V228H76ZM155 230H156V228H155ZM235 230H236V229H235ZM238 230H239V229H238ZM240 230H241V229H240ZM34 231H35V230H34ZM80 231H81V230H80ZM104 231H105V230H104ZM104 231H102V232H104ZM130 231H131V232H130ZM172 231H173V230H172ZM87 232H88V231H87ZM102 232H101V233H102ZM105 232H106V231H105ZM110 232H111V230H110ZM110 232L108 233V229H107V233H102V235H104V234H109V236H110V235L112 234V233L110 234ZM133 232H134V231H133ZM246 232H247V231H246ZM246 232H245V233H246ZM2 233H3V232H2ZM4 233H5V232H4ZM6 233H8V232H6ZM12 233H14V232H12ZM99 233H100V232H99ZM101 233H100V236H101ZM114 233H115V232H114ZM178 233H179V232H178ZM245 233L243 234L244 236H245ZM9 234H10V233H9ZM92 234H93V233H92ZM115 234H116V233H115ZM121 234H122V235H121ZM183 234H184V233H183ZM241 234H242V232H241ZM3 235H4V234H3ZM48 235H49V234H48ZM181 235H182V233H181ZM228 235H229V234H228ZM237 235H238V234H237ZM243 235H242V236H243ZM7 236H8V235H7ZM10 236H11V235H10ZM27 236H28V234H27ZM81 236H82V235H81ZM93 236H94V234H93ZM113 236H115V235L113 234L112 237H113ZM116 236H118V235H116ZM225 236H226V235H225ZM230 236H231V235H230ZM242 236H239V237H242ZM14 237H15V236H14ZM43 237H44V236H43ZM90 237H91V236H90ZM145 237H146V236H145ZM145 237H144V238H145ZM98 238H99V237H98ZM98 238H97V239H98ZM114 238H115V237H114ZM222 238H223V237H222ZM224 238H225V237H224ZM49 239H50V238H49ZM142 239H143V238H142ZM146 239H147V238H146ZM146 239H144V240H146ZM236 239L238 240V238H236ZM7 240H10V239H7ZM17 240H18V239H17ZM21 240H22V239H21ZM112 240H113V239H112ZM112 240H111V241H112ZM221 240H222V239H221ZM221 240H219V243H220V244H221L222 242H224V240H222V241H221ZM225 240H226V239H225ZM237 240H236V241L233 240V241H235V243H236ZM241 240H242V238H241ZM121 241H123V240H121ZM214 241H215V240H214ZM220 241H221V242H220ZM226 241H227V240H226ZM226 241H225V247L219 245V247H221V251H222V247H223V248H226V246H228V245L231 243V242L226 243ZM228 241H229V240H228ZM230 241H231V239H230ZM233 241H232V243H231L230 245L233 246V244H234V249H235L236 247L239 248V246H235V243H234ZM242 241H243V240H242ZM10 242H11V241H10ZM36 242H39V241H36ZM48 242H49V241H48ZM186 242H187V241H186ZM203 242H204V241H203ZM210 242H211V241H210ZM215 242H216V241H215ZM244 242H245V240L243 241V246L245 245ZM110 243H112V242H110ZM124 243H125V242H124ZM131 243H132V244H131ZM190 243H191V242H190ZM205 243H206V241H205ZM219 243H218V244H219ZM239 243H240V242H239ZM241 243H242V242H241ZM261 243H262V242H261ZM261 243H260V244H261ZM5 244H6V243H5ZM24 244H25V243H24ZM46 244H47V243H46ZM113 244H114V243H113ZM116 244H117V242H116ZM119 244H120V243H119ZM119 244H117V245H119ZM121 244H122V243H121ZM184 244H185V243H184ZM202 244H203V243H202ZM208 244H209V243H208ZM223 244H224V243H223ZM226 244H227V245H226ZM8 245H10V244H8ZM117 245H116V246H117ZM132 245H133V246H132ZM177 245H178V244H177ZM185 245H187V244H185ZM195 245H196V244H195ZM198 245H200V244H198ZM203 245H204V244H203ZM210 245H212V244H210ZM213 245H215V244H213ZM213 245H212V247H213ZM230 245H229L228 248H230V249L232 250L233 247H232V246L230 247ZM236 245H237V244H236ZM5 246H6V245H5ZM39 246H40V245H39ZM88 246H89V245H88ZM123 246H124V245H123ZM179 246H180V245H179ZM196 246H197V245H196ZM201 246H202V245H201ZM246 246H247V245H246ZM261 246H262V245H261ZM90 247H91V246H90ZM188 247H189V245H188ZM205 247H207V246H205ZM214 247H215V248H214ZM214 247H213V248H214L216 251H218V248H219V247L216 246V245H215ZM241 247H242V245H241ZM11 248H12V247H11ZM47 248H49V247H47ZM110 248H111V247H110ZM177 248H178V247H177ZM200 248H201V247H200ZM213 248H212V250H210L209 253H208V250H206V248H203V249H204V251L206 250L207 252H205V253H208L209 256H210V255H214V254H217V253H218V252H217V253L212 252V254H211V251H215V250H213ZM242 248H243V247H242ZM14 249H15V248H14ZM111 249H113V248H111ZM127 249H128V248H127ZM131 249H132V248H131ZM209 249H210V248H209ZM234 249H233V250H234ZM16 250H17V249H16ZM22 250H23V249H22ZM73 250H74V249H73ZM128 250H129V249H128ZM155 250H156V249H155ZM161 250H162V249H161ZM182 250H183V249H182ZM186 250H187V248H186ZM200 250H201V249H200ZM95 251H96V250H95ZM114 251H115V250H114ZM117 251H118V249H117ZM165 251H166V250H165ZM165 251L163 250V252H162L163 254H162V255H164V252H165ZM188 251H189V250H188ZM190 251H191V250H190ZM190 251H189V252H190ZM204 251H203V252H204ZM216 251H215V252H216ZM219 251H220V250H219ZM229 251H230V250H229ZM130 252H131V251H130ZM168 252H170V250H168L167 253H168ZM174 252H175V251H174ZM177 252H178V251H177ZM177 252H175V253H177ZM203 252H202V253H203ZM93 253H94V252H93ZM97 253H98V252H97ZM97 253H96V254H97ZM187 253H188V252H187ZM187 253L184 252V254H187ZM192 253H193V252H192ZM199 253H200V251H199ZM213 253H214V254H213ZM130 254H131V253H130ZM136 254H135V255H136ZM170 254L172 255L170 258H172L171 260H172L173 264H183V262H184L183 260H184V259L181 257V256H182L181 254H180V256L178 255L179 253H178V254H174V253L170 252L169 255H170ZM190 254H191V253H190ZM94 255H95V254H94ZM158 255H159V256H158ZM196 255H197V254H196ZM199 255H200V254H199ZM81 256H82V255H81ZM88 256H89V255H88ZM92 256H93V255H92ZM95 256H96V255H95ZM97 256H98V255H97ZM136 256H137V255H136ZM165 256L167 257V254H165ZM165 256H164V257H165ZM192 256H193V255H192ZM20 257H21V256H20ZM20 257H19V258H20ZM22 257H23V256H22ZM78 257H79V256H78ZM99 257H100V256H99ZM101 257H102V256H101ZM193 257H194V256H193ZM17 258H18V257H17ZM19 258H18V259H19ZM23 258H24V257H23ZM86 258H87V257H86ZM89 258H90V257H89ZM96 258H97V257H96ZM137 258H138V257H137ZM162 258H161L158 262H160V261L162 260ZM167 258L169 259V257H167ZM191 258H192V257H191ZM20 259H21V258H20ZM26 259H27V258H26ZM32 259H35V258L32 257ZM39 259H40V258H39ZM41 259H42V258H41ZM46 259H47V258H46ZM51 259H52V258H51ZM57 259H58V258H57ZM105 259H106V258H105ZM138 259H139V258H138ZM193 259H194V258H193ZM30 260H31V259H30ZM43 260H44V259H43ZM43 260H42V261H43ZM59 260H60V259H59ZM84 260H85V259H84ZM91 260H92V259H91ZM99 260H100V259H99ZM139 260H140V259H139ZM163 260H166V259L163 258ZM169 260H170V259H169ZM169 260H168V261H169ZM191 260H192V259H191ZM25 261H26V260H25ZM39 261H40V260H39ZM101 261L103 262V260H101ZM101 261H99V262H101ZM111 261H112V260H111ZM193 261H194V260H193ZM242 261H243V260H242ZM32 262H33V261H32ZM50 262H51V261H50ZM56 262H58V261H56ZM61 262H62V261H61ZM77 262H80V261H77ZM97 262H98V261H97ZM102 262H101V263H102ZM107 262H108V261H107ZM139 262H140V261H139ZM151 262H152V263H151ZM1 263H2V262H1ZM30 263H31V262H30ZM40 263H41V262H40ZM45 263H46V262H45ZM80 263H81V262H80ZM103 263H105V262H103ZM164 263H165V262H164ZM167 263H168V262H167ZM185 263H186V262H185ZM244 263H245V261H244ZM41 264H42V263H41ZM46 264H47V263H46ZM51 264H53V263H51ZM60 264H61V263H60ZM76 264H77V263H76ZM93 264H96V263H93ZM106 264H107V263H106ZM123 264H124V263H123ZM134 264H136V263H134ZM171 264H172V263H171Z\"/></svg>",
  "mask_w": 264,
  "mask_h": 264
}]
</instances>
